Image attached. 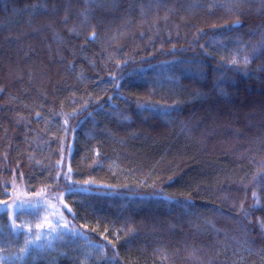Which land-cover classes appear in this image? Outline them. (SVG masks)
I'll use <instances>...</instances> for the list:
<instances>
[{"label": "trees", "instance_id": "1", "mask_svg": "<svg viewBox=\"0 0 264 264\" xmlns=\"http://www.w3.org/2000/svg\"><path fill=\"white\" fill-rule=\"evenodd\" d=\"M16 188L76 237L0 264H264V0H0Z\"/></svg>", "mask_w": 264, "mask_h": 264}, {"label": "rangeland", "instance_id": "2", "mask_svg": "<svg viewBox=\"0 0 264 264\" xmlns=\"http://www.w3.org/2000/svg\"><path fill=\"white\" fill-rule=\"evenodd\" d=\"M57 198L16 188L8 202L0 203V260L52 247L74 233Z\"/></svg>", "mask_w": 264, "mask_h": 264}, {"label": "snow or ice", "instance_id": "3", "mask_svg": "<svg viewBox=\"0 0 264 264\" xmlns=\"http://www.w3.org/2000/svg\"><path fill=\"white\" fill-rule=\"evenodd\" d=\"M92 35H93V38H95V33H93ZM37 239H39V236H37Z\"/></svg>", "mask_w": 264, "mask_h": 264}]
</instances>
